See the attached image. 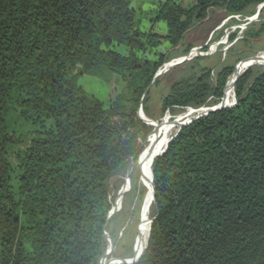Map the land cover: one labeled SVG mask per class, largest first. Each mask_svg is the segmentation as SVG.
Segmentation results:
<instances>
[{
  "label": "trees",
  "instance_id": "16d2710c",
  "mask_svg": "<svg viewBox=\"0 0 264 264\" xmlns=\"http://www.w3.org/2000/svg\"><path fill=\"white\" fill-rule=\"evenodd\" d=\"M152 1L0 0V264H102L111 180L153 132L139 110L154 119L156 74L191 52L185 37L210 9L251 17L264 4ZM263 35L264 24L248 34ZM235 69L175 82L163 111L219 104ZM83 77L115 97L105 104ZM235 96L156 157L153 223L134 264H264V70L250 68Z\"/></svg>",
  "mask_w": 264,
  "mask_h": 264
},
{
  "label": "rangeland",
  "instance_id": "374dc122",
  "mask_svg": "<svg viewBox=\"0 0 264 264\" xmlns=\"http://www.w3.org/2000/svg\"><path fill=\"white\" fill-rule=\"evenodd\" d=\"M130 1L136 6L140 0ZM147 2L152 3L153 1L147 0ZM149 3H144L143 11L148 14V17L144 16V23L150 26L148 13L150 9L147 10ZM263 24L264 7L261 11L258 7L251 17H231L224 10L210 9L208 19L190 30L185 37L180 52L188 47H193L191 52L185 57H179L166 63L162 67L163 69L172 64L173 61V63L177 62V65L166 69L159 77V84L154 86L150 92L149 107L154 119L150 120L146 117L151 122L153 133L152 122L161 123L163 120L169 119L167 128L168 123L172 125L190 110L188 108H175L172 111H163V101L170 94L175 82L184 77L187 80L188 77H201L204 71H211V82L216 83L217 76L223 68L234 66L237 69L239 61L246 63L254 56L263 55L264 35L259 39H252L248 36L249 33H257ZM192 66H195L193 70L191 69ZM252 69L255 71L264 70V64L255 65ZM113 81L112 78L110 83ZM106 82L92 77H83L80 80V83L89 93L108 104V101L115 97V93L112 85H108ZM225 99L221 105H225ZM191 119L193 118H187L183 123ZM179 131L180 127L177 128L174 136ZM150 137L142 145L138 159L130 162L125 173L122 172L111 180V202L117 205L114 207V215L106 231L108 247L104 253L102 264L105 261L127 259L138 254L141 217L148 194L147 182L142 169V157Z\"/></svg>",
  "mask_w": 264,
  "mask_h": 264
},
{
  "label": "bare ground",
  "instance_id": "6f19581e",
  "mask_svg": "<svg viewBox=\"0 0 264 264\" xmlns=\"http://www.w3.org/2000/svg\"><path fill=\"white\" fill-rule=\"evenodd\" d=\"M190 59V58H188ZM253 64H264V54L263 55H259L258 59L255 63ZM253 64H250L253 66ZM177 65V62L172 63L170 65H167L166 67H164L163 69V73L166 69L169 68H173ZM249 65V64H248ZM247 64L238 69L237 73H241L243 72L246 67L248 66ZM238 75V74H237ZM235 78V76H232L229 82V87L227 90V95L224 99H225V105L223 106H230L233 104L234 102V98H235V92L234 89L232 88V82L233 79ZM206 111L205 110H200L198 112H195L193 110H189L188 113L184 114V117H181L180 120L178 119L175 123H173L172 125H168V127L166 128L167 122L168 120H163L161 123H156V122H152V124L154 125V133L152 134V136L149 139L148 145L144 151L143 154V175L146 178V182H147V187H148V194H147V199L145 202V207H144V211L141 217V226H140V232H139V238H138V254L136 256H140L147 248L148 245V241H149V231H150V226H151V210H152V206L154 204V200H153V196H152V187H151V174H152V166H153V162L155 161L156 157L162 155L166 149V147L168 146V144L170 143V140L172 139V137L175 134V131L177 130V128H181L182 123L184 122L185 119L187 118H194L197 115L200 114H204ZM144 117L146 118V120L150 122V120L146 117L145 114H143ZM169 124V123H168ZM103 264H109V262L105 261ZM116 264V263H115Z\"/></svg>",
  "mask_w": 264,
  "mask_h": 264
},
{
  "label": "water",
  "instance_id": "95a60500",
  "mask_svg": "<svg viewBox=\"0 0 264 264\" xmlns=\"http://www.w3.org/2000/svg\"><path fill=\"white\" fill-rule=\"evenodd\" d=\"M263 7H264V4H262V5H260L259 6V11H261L262 9H263ZM181 59H185V58H181ZM257 59H258V56H254V57H252V58H250L245 64H249L247 67H246V69L243 71V72H241V73H237V70H235V72L233 73V75L232 76H235V78L233 79V82H232V88H235V86H236V82H237V80L240 78V77H242L250 68H252L253 66H255L256 64H253V63H255L256 61H257ZM174 62V61H173ZM172 62V63H173ZM250 64H253V66L252 65H250ZM163 73V68H161L159 71H158V73L156 74V76H155V79H154V81L156 80V79H158L160 76H161V74ZM238 74V75H237ZM231 76V77H232ZM230 77V78H231ZM228 88V87H227ZM148 92V91H147ZM222 109H227L226 107H224V106H217V107H215L212 111H210V113H214V112H216V111H219V110H222ZM144 112H143V110H142V108H140V110H139V115L141 116V118L148 124V125H150L149 123H148V121L146 120V118L144 117ZM199 117H201V116H199ZM198 117V118H199ZM197 118H194V119H192V120H190V121H188V122H185V123H183L182 125H181V128H183L184 127V125H186V124H188V123H190V122H192V121H194V120H196ZM180 128V129H181ZM153 133V132H152ZM152 133H151V135H152ZM150 135V136H151ZM149 136V137H150ZM175 137V136H174ZM173 137V138H174ZM172 138V139H173ZM171 139V140H172ZM148 140V139H147ZM170 140V141H171ZM167 148H168V146L166 147V149H165V151H164V153L166 152V150H167ZM163 153V154H164ZM133 161V160H132ZM151 187H152V196H153V200L155 199V196H154V186H153V173L151 174ZM113 215H114V211L112 212V214L110 215V218H109V220H111L112 219V217H113ZM150 223H151V225H152V223H153V219L150 221ZM144 254V252L140 255V256H134V257H132V258H127V259H120V260H112V261H109V264H134V263H136V262H138L139 260H140V258L142 257V255Z\"/></svg>",
  "mask_w": 264,
  "mask_h": 264
},
{
  "label": "built area",
  "instance_id": "2783aa9c",
  "mask_svg": "<svg viewBox=\"0 0 264 264\" xmlns=\"http://www.w3.org/2000/svg\"><path fill=\"white\" fill-rule=\"evenodd\" d=\"M258 16V14L256 15V17ZM190 57V56H189ZM231 79V78H230ZM230 79H229V81H228V83H227V86H226V93H227V90H228V88L227 87H229V82H230ZM234 89V92H235V88H233ZM226 93H225V96H226ZM225 96H224V98H225ZM224 98H222L221 99V101L219 102V104H217V105H215V104H213V102H214V98H212L209 102H212L211 104H209V105H207V106H205V107H202V108H199V109H191V108H189L190 110H193V111H195V112H198V111H200V110H205L206 112L204 113V114H200V115H197L196 117H194V118H197V119H199V118H201V117H204V116H207L208 114H210V111H212L215 107H217V106H223V105H221L222 103H223V99ZM236 105V96H235V98H234V102H233V104L232 105H230V106H224V107H226V108H233L234 106ZM199 116H201V117H199ZM199 117V118H198ZM193 118V119H194ZM196 119V120H197ZM192 120V119H191ZM190 121V120H189ZM188 122V121H187ZM113 211H115V209H113ZM112 211V212H113ZM112 214V213H111Z\"/></svg>",
  "mask_w": 264,
  "mask_h": 264
}]
</instances>
